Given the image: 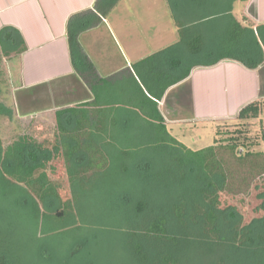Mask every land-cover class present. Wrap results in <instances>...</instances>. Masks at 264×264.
Wrapping results in <instances>:
<instances>
[{
    "label": "trees",
    "instance_id": "trees-1",
    "mask_svg": "<svg viewBox=\"0 0 264 264\" xmlns=\"http://www.w3.org/2000/svg\"><path fill=\"white\" fill-rule=\"evenodd\" d=\"M117 1L95 0L94 8L104 15ZM234 1L212 5L217 11L229 12ZM73 17L67 28L75 64L74 50L79 44L70 31ZM175 22L187 55L193 58L207 50L203 37L191 31L193 25ZM226 29L214 44L216 50L221 47L223 51L216 52L206 64L223 57L237 58L249 68L264 62V23L253 28L232 19L229 35ZM6 31L18 36L13 28L3 27L1 40ZM172 48L168 46L151 54L149 60L134 64L136 77L126 76L124 83L115 86L114 95L107 79L97 77L85 57L84 68H75L84 80L100 82L98 91L89 83L93 91L90 101L56 109L53 134L45 141L26 129L5 145L0 137V199L20 206L42 232H79L94 225L83 210V198L96 181L115 177V232L126 236L125 247L138 264L154 260L157 264H178L176 254L191 247L211 253L223 249V264H264V148L246 150L241 137L230 135L218 140L216 134L211 144L192 148L172 134L157 101L168 87L186 78L194 64L204 62L171 58L168 53ZM7 54L1 42L0 60ZM9 81L3 63L0 120L13 121L14 107L4 101L9 97ZM259 111V102L253 100L243 105L235 118L256 117ZM109 146H115V159L107 153ZM59 162L67 176L66 199L49 176ZM111 167L115 172H110ZM246 172L258 179L253 186L256 204L250 217L226 199L234 178ZM223 228L228 233H223ZM71 246L73 256L80 249L77 240ZM41 255L50 258L43 250ZM7 258L0 251V264ZM60 264H68L67 259Z\"/></svg>",
    "mask_w": 264,
    "mask_h": 264
},
{
    "label": "crops",
    "instance_id": "crops-1",
    "mask_svg": "<svg viewBox=\"0 0 264 264\" xmlns=\"http://www.w3.org/2000/svg\"><path fill=\"white\" fill-rule=\"evenodd\" d=\"M94 1L0 0V30L3 27H8L18 32L17 36L12 31H6L3 39H0V43L2 42L8 51V54L2 57L6 73L11 77L8 64L9 67L16 70V84L13 85V93L17 91L33 92L37 89L38 94L51 100L50 105L44 108L39 107L40 110L35 112L26 110L25 102L20 101L23 106H18L16 109L24 111L21 113L18 110L19 118L32 113H35L32 114L34 116L42 111L44 113L53 111L54 113L56 109L90 101L93 98V91L90 89L89 83L92 82L98 87V91L100 82L95 79L84 80L83 75L75 68V66L80 69L84 68L82 60L85 57L94 66L97 77L107 79L109 89L114 95L115 86H119L126 76L136 77L134 64L146 58L149 60L151 54L173 46V44V52L168 53L171 58L179 57L186 61L195 59L198 62H204L194 64L188 76L168 87L160 99L163 103L159 110L167 125L173 121H183L180 117H167L163 111L168 102L167 93L176 85L188 84L192 113L183 118L184 120L191 119L189 124H195L196 128L201 127V129L206 122L233 118L243 105L257 99L259 95V71L257 68H249L239 59L233 57H223L213 64H206L205 61L212 60L216 52L223 51L221 47L216 50L214 44L217 38L223 36L226 28L227 34H230L232 19L253 28L264 23V0H235L229 12L222 9L215 10L216 5H205V3L194 5L190 0H175L174 5L170 8L167 5V8L163 10L165 15L170 17L176 36L175 42L156 51L150 50L149 53L141 49L142 45H139L142 43H136L137 39L136 41L126 37L123 40L120 39L119 36L122 38L125 36L127 26L123 21H119V18L115 16V22L113 21L115 29L109 25L108 16L115 9V4L103 15L94 8ZM238 2L240 4L236 6ZM173 7L176 17L170 11ZM192 13L197 15L186 21ZM184 14L188 17L185 18ZM71 16L74 17L70 31L76 34L75 38L79 44V49L74 50L75 64L71 61L68 43L67 23ZM175 21L181 22L182 25H193L194 28L191 27V31L195 35L203 37L205 46L208 47L207 50L193 58L187 55L183 42L180 40L179 27ZM215 21L219 22H216L218 25L214 27ZM203 23L208 26L200 27ZM105 30H108L111 35L115 33V50H113V46L109 45V36L106 46L105 44L100 46L98 43ZM7 34L10 35V38L7 37ZM119 39L125 44L127 51H119L116 46ZM209 39L213 43L209 44ZM127 54L132 59H129ZM123 55L126 58H123ZM63 101L66 102L65 105L62 104ZM196 128L193 127V129Z\"/></svg>",
    "mask_w": 264,
    "mask_h": 264
},
{
    "label": "rangeland",
    "instance_id": "rangeland-1",
    "mask_svg": "<svg viewBox=\"0 0 264 264\" xmlns=\"http://www.w3.org/2000/svg\"><path fill=\"white\" fill-rule=\"evenodd\" d=\"M175 0H118L115 9L108 16L109 25L114 28L115 16L119 21H123L126 27L125 36H119L120 39H134L136 43H142L141 49L146 52L156 51L162 47L168 46L175 42V32H173L170 17L166 16L163 10L174 5ZM207 5H212L222 0H203ZM240 2L236 4L239 6ZM217 8V7H216ZM215 9V8H214ZM175 15V9H170ZM173 11V12H172ZM197 14L192 13L187 20L193 18ZM176 17V15H175ZM219 21H215L213 26H217ZM106 26V25H105ZM203 23L200 27H206ZM106 28V27H105ZM194 28V27H192ZM115 29V28H114ZM108 34V35H107ZM109 40L107 41V37ZM211 37V34H209ZM116 42V46L120 52L127 51L125 44ZM109 42L115 50V33L111 35L105 30L101 35L100 46ZM124 42V41H123ZM213 43L209 39V44ZM174 46V44H173ZM129 55V54H127ZM132 59L131 56H128ZM123 58H126L123 55ZM4 60H0V66ZM12 66V64H11ZM10 81L8 98L4 101L15 109L13 121L7 118L0 120V137L3 144L11 142L15 136L25 131L33 133L38 140L49 139L54 130V113H44L43 111L36 115L28 114L26 117L19 118L18 110L23 113L24 110L16 109L22 107L20 101L25 102V108L29 111H39L40 108L50 105L49 99L42 97L37 89L33 92L17 91L13 93V85L16 84V70L9 67ZM259 76V95L257 101L260 105V111L256 117L240 119H215L206 122L204 126L196 129L190 127L188 117L192 113L191 102L189 98L188 84L176 85L167 93V106L163 108L165 115L180 117L183 121H173L168 124L170 131L180 140H183L192 148L202 147L212 143L214 134L216 139L226 138L230 135L241 137V141H246V150L260 151L264 148V62L257 67ZM33 95H30L32 94ZM43 95V94H42ZM41 96V97H40ZM3 99V98H2ZM177 100V101H176ZM176 101V102H175ZM63 101L62 104L65 105ZM162 101H157V107H162ZM61 104V105H62ZM22 105V106H21ZM17 112V113H16ZM18 115V116H17ZM186 119V118H185ZM215 139V138H214ZM252 142V143H251ZM107 153L111 158L115 159V146H109ZM109 158H106V160ZM115 164V163H114ZM54 168L49 172V176L58 185L60 194L65 199L69 197V188L67 176L62 163L55 164ZM111 167L110 172H115ZM248 172L246 175H240L234 178L232 191L226 197L228 202L238 205L239 210L244 213L245 217L253 215L252 208L256 204L253 199L256 191L253 186L257 178L250 177ZM254 178V179H253ZM87 197L82 200V207L87 219L92 221V228H84L79 232H42L40 227H35L26 217L23 209L16 203L6 199H0V251L8 255L4 264H60L63 260L68 264H138L132 256L131 251L125 247L126 236L122 232H115V177L109 179H101L94 183L89 189ZM226 229H222L223 233ZM41 232V233H40ZM42 234V236H40ZM77 240L79 250L73 256H70L71 243ZM43 250L46 256L41 255ZM161 252V250H158ZM156 251V252H158ZM225 251L218 248L216 252L211 253L205 249L191 247L178 254V264H223L221 261L222 254ZM72 257V260L70 259ZM156 260L148 264H157Z\"/></svg>",
    "mask_w": 264,
    "mask_h": 264
},
{
    "label": "bare ground",
    "instance_id": "bare-ground-1",
    "mask_svg": "<svg viewBox=\"0 0 264 264\" xmlns=\"http://www.w3.org/2000/svg\"><path fill=\"white\" fill-rule=\"evenodd\" d=\"M236 82V81H235ZM244 84H245V82H244ZM234 89V88H233ZM241 91V90H240ZM237 93H238V91H237Z\"/></svg>",
    "mask_w": 264,
    "mask_h": 264
}]
</instances>
